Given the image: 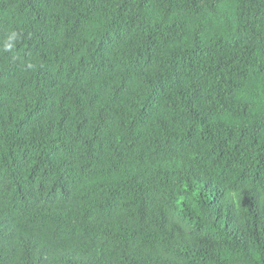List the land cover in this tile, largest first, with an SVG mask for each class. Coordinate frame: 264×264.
Segmentation results:
<instances>
[{"label": "trees", "instance_id": "1", "mask_svg": "<svg viewBox=\"0 0 264 264\" xmlns=\"http://www.w3.org/2000/svg\"><path fill=\"white\" fill-rule=\"evenodd\" d=\"M0 264H264V0H0Z\"/></svg>", "mask_w": 264, "mask_h": 264}]
</instances>
